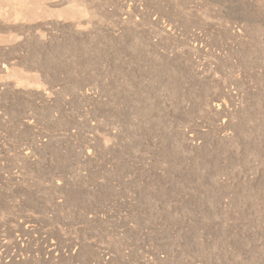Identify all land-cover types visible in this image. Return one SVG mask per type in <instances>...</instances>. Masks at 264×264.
<instances>
[{"label": "rangeland", "instance_id": "1", "mask_svg": "<svg viewBox=\"0 0 264 264\" xmlns=\"http://www.w3.org/2000/svg\"><path fill=\"white\" fill-rule=\"evenodd\" d=\"M8 1L0 264H264L261 33L213 0Z\"/></svg>", "mask_w": 264, "mask_h": 264}, {"label": "bare ground", "instance_id": "2", "mask_svg": "<svg viewBox=\"0 0 264 264\" xmlns=\"http://www.w3.org/2000/svg\"><path fill=\"white\" fill-rule=\"evenodd\" d=\"M65 2H69V1H74V0H64ZM78 2H80L81 4H84V2H88V0L86 1V0H77ZM153 1V0H152ZM171 1V0H170ZM173 1V0H172ZM184 1V0H183ZM209 1V0H208ZM218 6H219V8H228V9H231V11H233L234 12V14H236L237 15V17H238V19H237V21H234V20H231V21H228V23H226V21H225V23H223L224 24V30H225V32H227V33H231V35H233L235 38H237V36H240V35H238L239 33L240 34H250V33H252L251 32V30H253V31H258V32H260L261 33V35L263 36V38H264V0H213ZM161 2V1H160ZM186 2V1H185ZM89 3V2H88ZM87 3V4H88ZM103 3V2H102ZM168 3V2H167ZM170 3V2H169ZM174 3V2H173ZM177 3V2H176ZM179 3H180V0H179ZM187 3V2H186ZM200 3H202V2H200ZM7 4H8V11H17V9H19V7H20V3L19 2H16V1H14V0H9L8 2H7ZM93 4V3H92ZM91 5V4H90ZM175 4H172L171 3V6H174ZM137 7V6H136ZM180 7H181V4H180ZM218 8V9H219ZM214 9V8H213ZM140 10V9H139ZM222 10V9H221ZM227 10V9H226ZM93 11V10H92ZM134 11V10H133ZM128 12V11H127ZM130 12V11H129ZM129 12L128 13H126V14H128L129 16L131 15V14H129ZM141 12V11H140ZM230 12V11H229ZM119 13V12H118ZM180 13V12H179ZM178 13V14H179ZM92 14V13H91ZM123 14H124V12H123ZM140 14H142V13H140ZM182 15V14H181ZM195 15V14H194ZM53 16V15H52ZM98 16V15H97ZM189 16V15H188ZM41 17L42 16H40L39 18L41 19ZM128 17V16H127ZM120 18V17H119ZM228 18V17H227ZM226 18V19H227ZM43 19V18H42ZM45 19V18H44ZM126 19V18H125ZM46 20V19H45ZM123 20V19H122ZM228 20V19H227ZM47 21V20H46ZM50 22H51V20H50ZM54 22V21H53ZM137 22V21H136ZM32 23V22H31ZM146 23V22H145ZM2 24V23H1ZM46 24H48V22L46 23ZM127 24V23H126ZM137 24V23H136ZM138 24H141V23H138ZM42 25H43V23H42ZM49 25V24H48ZM72 25H73V23H72ZM125 25V24H124ZM5 26V25H4ZM19 26V25H18ZM21 26H23V25H21ZM24 26H25V24H24ZM32 26H34V25H32ZM47 26V25H46ZM127 26H128V24H127ZM139 26V25H138ZM137 26V27H138ZM154 26V25H153ZM152 26V27H153ZM157 26H159L158 24H157ZM2 28H3V26H1ZM5 27H8L7 29H8V31H10V29L11 30H15V29H18L17 28V26H16V28H15V26L13 27V25L11 26L10 25V27L9 26H5ZM26 27H27V25H26ZM35 27V26H34ZM36 27H37V25H36ZM43 27V26H42ZM125 27V26H124ZM135 27V26H134ZM21 28V27H20ZM38 28V27H37ZM48 28V27H47ZM154 28V27H153ZM23 29V28H22ZM40 29H41V26H40ZM156 29V28H155ZM162 29V28H161ZM161 29H158V30H161ZM42 30V29H41ZM158 30H155V31H158ZM235 30L236 31H238V33H236L235 32ZM18 31V30H17ZM19 31H21V30H19ZM31 31V30H30ZM33 31V30H32ZM162 31V30H161ZM255 31V33H258V32H256ZM160 32V31H159ZM255 33H253L254 35H255ZM30 35H31V33H30ZM35 35V34H34ZM33 35V36H34ZM163 35V34H162ZM173 35V34H172ZM251 35V34H250ZM260 35V36H261ZM244 36V35H243ZM247 36V35H246ZM249 36V35H248ZM257 36V35H256ZM37 37V36H36ZM162 37V36H161ZM234 37H233V39H234ZM249 38H251V37H249ZM262 38V39H263ZM230 39V38H229ZM238 40V39H237ZM240 41H242L243 40V37L241 36V38L239 39ZM233 41V40H232ZM262 42H263V40H262ZM253 43V42H252ZM261 43V42H260ZM264 43V42H263ZM196 47V46H195ZM183 48V47H182ZM195 51V50H194ZM197 52V51H196ZM189 55V54H188ZM178 56V55H177ZM19 58H21L22 56L21 55H19L18 56ZM179 57V56H178ZM187 58V57H186ZM190 58V57H189ZM192 58V57H191ZM184 63V62H183ZM195 67V66H194ZM188 69H191V68H188ZM194 69V68H193ZM186 70H187V68H186ZM188 71V70H187ZM192 72V71H191ZM194 73V72H193ZM229 96V95H228ZM232 96V95H231ZM234 96V95H233ZM213 108V107H212ZM212 110V109H211ZM214 110H215V108H214ZM228 110V109H227ZM222 111V110H221ZM214 112V111H213ZM216 112V111H215ZM214 112V113H215ZM217 114V113H216ZM219 114H221L220 113V111H219ZM218 115V114H217ZM225 125V124H224ZM222 128V127H221ZM216 130V129H215ZM220 131V130H219ZM184 140V139H183ZM189 141V140H188ZM34 146V145H33ZM260 169V168H259ZM259 171V170H258ZM20 226V225H19ZM31 227V226H30ZM37 227V226H36ZM1 228V227H0ZM41 228V227H40ZM34 229V228H33ZM34 231V230H33ZM32 232V231H31ZM2 233V232H1ZM6 233V232H5ZM27 233V232H26ZM41 237V236H40ZM30 239V238H29ZM34 239V238H33ZM1 242V241H0ZM4 242V241H3ZM12 242V241H11ZM15 241L13 240V243H14ZM18 242V241H17ZM44 242V241H43ZM19 243V242H18ZM31 243V242H30ZM51 246H53L52 248H54V249H58L59 247H60V245H56V244H54V245H51ZM51 246H48L49 248H51ZM29 247V246H28ZM2 248V247H1ZM44 248V247H43ZM47 248V247H46ZM119 248V247H118ZM61 249V248H60ZM51 250L52 249H50V250H48V252L47 253H52L51 252ZM122 251V250H121ZM45 253V252H44ZM99 253V252H98ZM49 254V255H50ZM3 256V255H2ZM51 256H52V254H51ZM8 257V256H7ZM11 257V256H10ZM69 257V256H68ZM2 258V257H1ZM29 258V257H28ZM53 257H51V259H52ZM62 258V257H61ZM53 260V259H52ZM3 261V260H2ZM54 261V260H53ZM3 263V262H2ZM7 264V263H6ZM12 264V263H11Z\"/></svg>", "mask_w": 264, "mask_h": 264}]
</instances>
